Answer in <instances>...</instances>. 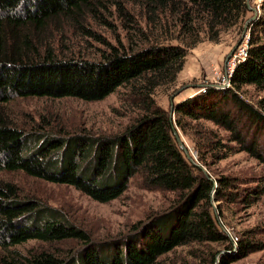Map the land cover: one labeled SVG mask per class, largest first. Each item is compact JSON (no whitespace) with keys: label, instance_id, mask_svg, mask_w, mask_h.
I'll return each mask as SVG.
<instances>
[{"label":"trees","instance_id":"obj_1","mask_svg":"<svg viewBox=\"0 0 264 264\" xmlns=\"http://www.w3.org/2000/svg\"><path fill=\"white\" fill-rule=\"evenodd\" d=\"M138 1L155 24L168 26L162 32L171 43L143 42L141 47L130 38L95 60L62 52L63 39L57 38L67 25L91 35L82 19L103 11V0H0V172L70 186L101 204L120 199L138 178L148 190L175 194L176 201L128 235L98 241L60 210L41 200L20 199L15 186L0 185V264H159L164 256L194 245L217 246L208 253L209 264H233L264 250L250 231L236 248L223 228V205L250 209L258 204L264 198V175L251 181L219 176L216 186L203 170L211 160L238 153L264 167V107L253 105L245 91H264V0L248 26L246 55L236 62L231 86H208L177 103L175 123L170 111L157 104L155 92L177 83L190 51L201 43L218 44L227 31L242 30L247 0ZM121 89L125 104L139 114L124 131L111 135L64 134L44 127L45 121L27 130L4 109L30 97L97 102ZM204 121L228 137L212 132L205 144L208 153L198 149L197 166L178 145L173 126L185 134L188 122L200 126ZM252 183L240 192L241 185ZM30 241L55 247L27 253L15 249Z\"/></svg>","mask_w":264,"mask_h":264},{"label":"rangeland","instance_id":"obj_2","mask_svg":"<svg viewBox=\"0 0 264 264\" xmlns=\"http://www.w3.org/2000/svg\"><path fill=\"white\" fill-rule=\"evenodd\" d=\"M103 4L105 5L103 11L86 14L82 19L83 26L91 35L84 36L86 32L73 30L70 25L63 27V36L57 38L58 41L63 39V44L59 43L62 52L72 54L76 58L96 60L111 45H119L121 42L128 44L130 38L141 47L145 46L142 45L143 42L171 43L166 41L167 36L162 32L163 29H168V26L162 29L159 24H155L152 16L148 15L146 6L138 0H103ZM260 4L261 0H249L250 9H259ZM253 16L254 12L249 10L241 25L242 30L239 27L227 31L223 34L220 43L205 41L190 51L177 83L155 92L154 98L157 104L170 111L171 116L172 106L212 84H223L227 78V70L234 68L243 53V48H247L246 39L236 48L234 56L226 62L239 43L247 21ZM179 90H182L181 93L175 95ZM245 91L253 105L264 107V91L254 87H247ZM125 93L126 90L121 89L105 100L97 102H85L74 98L60 100L19 98L4 106V109L17 126L27 130L45 121L49 126L44 127L63 131L64 134L86 130L93 134L111 135L124 131L139 114V110L125 104ZM171 118L175 123L176 115L173 114ZM188 123L185 134L176 129L193 161L200 165L198 149L204 154L208 153L205 144L206 140L213 136L212 132H218L224 138L228 137V133L216 128L210 122H201L200 126H195L193 122ZM211 161L208 167H203V170L211 174L213 180H216L215 177L228 176L251 181L264 175V167L247 153H238L222 161L215 159ZM6 184L18 189L20 199L41 200L60 210L72 224L87 231L94 240L98 241L128 235L134 226L146 221L152 215L167 210L177 198L170 192L146 189L138 178L131 180L128 190L120 199L108 204L98 203L70 186L52 184L32 178L23 172H0V185ZM254 185L255 183L241 185L240 192ZM213 205L218 210L217 203L214 202ZM223 211L225 217L223 228L236 248L238 240L246 237L247 231L253 232L257 237L256 240L264 244V198L250 209L240 203H225ZM69 245L76 246L74 243ZM54 247L55 245L30 241L15 249L27 253ZM213 247L217 248L216 245L181 247L161 258L159 264H209L208 253ZM237 254L238 251H235L234 255ZM233 264H264V250Z\"/></svg>","mask_w":264,"mask_h":264},{"label":"water","instance_id":"obj_3","mask_svg":"<svg viewBox=\"0 0 264 264\" xmlns=\"http://www.w3.org/2000/svg\"><path fill=\"white\" fill-rule=\"evenodd\" d=\"M247 4H248V8H249V0H247ZM249 10H251V11L254 12V16H253L251 19H249V20L247 21L246 26H245V29H244V32H243V35H242V37H241L239 43L236 45L235 49H233V51L230 53V55H229V57L227 58L226 62H228V61L232 58V56H234L236 48H238V47L242 44V42H243L244 40L247 39V43H248V41H249L250 33L248 32V25H249L250 23L254 22V21L256 20V18L260 15V13H261V8L256 9V10H255V9H250V8H249ZM181 91H182V90L177 91V92L175 93V95H179V94L181 93ZM171 101H172V100H171ZM173 114H174V107L172 106L171 117H172ZM173 134H174V136H175V138H176V141L178 142V145L180 146V148L183 149V150L185 151V153H186L188 159H189L190 161H193L192 157L190 156V153H189L188 149H187L186 146L184 145V142H183V140L181 139V137H180V135H179V133H178V131H177V129H176L175 126H173ZM197 166H199V165H197ZM213 181L215 182V185L217 186V182H216V180H213ZM214 197H215V192L213 193V203L215 202V198H214ZM214 207H215V206H214ZM214 209H215L216 217H217L218 221H219L220 224H221V220H220V216H219V213H218L217 207H215Z\"/></svg>","mask_w":264,"mask_h":264},{"label":"built area","instance_id":"obj_4","mask_svg":"<svg viewBox=\"0 0 264 264\" xmlns=\"http://www.w3.org/2000/svg\"><path fill=\"white\" fill-rule=\"evenodd\" d=\"M261 2H262V0H261ZM246 49L247 48H243V53H242V55H241V57L239 59L243 58L246 55ZM235 65H234V68H235ZM234 68H231L229 71L227 70V72H226V77L227 78L224 80L223 84H219L218 83L217 85L216 84H212L211 86H215V87H219V88H229L231 86L230 79H231L232 74L234 72Z\"/></svg>","mask_w":264,"mask_h":264}]
</instances>
